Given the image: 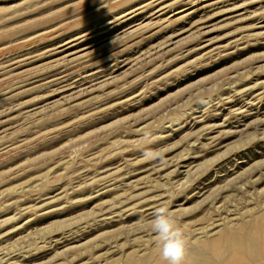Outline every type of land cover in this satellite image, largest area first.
<instances>
[{
    "label": "rangeland",
    "instance_id": "obj_1",
    "mask_svg": "<svg viewBox=\"0 0 264 264\" xmlns=\"http://www.w3.org/2000/svg\"><path fill=\"white\" fill-rule=\"evenodd\" d=\"M151 1L0 0V264H155L159 208L186 254L232 264L204 241L246 224L257 244L234 264H264V0H165L159 17ZM115 65L76 95L54 80Z\"/></svg>",
    "mask_w": 264,
    "mask_h": 264
},
{
    "label": "bare ground",
    "instance_id": "obj_2",
    "mask_svg": "<svg viewBox=\"0 0 264 264\" xmlns=\"http://www.w3.org/2000/svg\"><path fill=\"white\" fill-rule=\"evenodd\" d=\"M163 1H165V0H152L149 4H148V6H153L154 8H157L156 9V11L157 12H155V13H157V16L159 17V16H161L162 14H163V10H164V8L167 6L166 5V3H165V5H164V2ZM187 1H189V2H192V5H193V2L194 1H192V0H187ZM205 1H207V0H205ZM221 1V0H220ZM219 1V2H220ZM223 1V0H222ZM186 2V1H185ZM209 5H214L213 3H209V4H204V7H206V6H209ZM147 6V7H148ZM203 6V5H202ZM139 8H141V7H139ZM146 8V7H145ZM182 11V10H181ZM155 13H153V14H155ZM134 15V14H133ZM155 16V15H154ZM157 16H155V17H157ZM153 19V18H152ZM148 21H150V20H148ZM150 22H152V21H150ZM146 23H149V22H147L146 21ZM146 23H144V19L142 20V21H140V23H138V24H129L130 26L129 27H127V29H125L124 31H123V33H121V34H119L118 32V34L117 35H113L114 34V32L111 30V29H107L106 31L104 30V31H101V32H99V33H97L95 36H97V41H95V42H97V43H95L94 44V48H92V49H90V51L88 50V51H85V52H83V53H81L80 55H78V54H76L77 52H73V51H68L69 50V48L68 47H71V46H73V45H75L76 43L74 42V41H76V40H78V39H74V40H70V41H68L67 42V44H66V42H65V44H66V46H64L63 47V49H64V51L61 53L62 55H61V57L58 59V60H60L61 61V63H63V62H74V61H76L77 62V59L79 58V57H83V58H85V59H87L92 53H94V52H96L97 50H100L101 49V47H104V46H106V45H108V44H110L111 42H113L114 40H117V39H120V38H122L121 36H126V35H133V33L135 34V32H139L138 30L139 29H141L142 30V28H144V25L146 24ZM153 23V22H152ZM199 24V23H198ZM150 25V24H149ZM113 26V25H112ZM146 26H148V25H146ZM145 26V27H146ZM204 26V25H203ZM199 27H201V26H198V29H199ZM193 28V27H192ZM202 29V28H201ZM194 30H196V29H194ZM191 31L194 33V31L191 29ZM197 31V30H196ZM122 32V31H121ZM190 32V31H189ZM198 32V31H197ZM196 33V32H195ZM194 33V34H195ZM199 33V32H198ZM197 33V34H198ZM200 34V33H199ZM198 34V35H199ZM131 35V36H132ZM193 35V34H192ZM203 35V34H202ZM94 37V36H93ZM77 38H79V37H77ZM96 39V38H95ZM174 39L173 38H170V40H169V44L170 43H174L175 41H173ZM177 40V39H176ZM181 41V40H180ZM77 42V41H76ZM81 42V41H80ZM165 43V42H164ZM166 43H168V41H166ZM93 44V43H92ZM204 44V43H203ZM159 46V45H158ZM161 46V48H162V45H160ZM165 46V45H164ZM207 46V44H204L202 47H206ZM108 47V46H107ZM168 47V46H167ZM173 47H175L174 46V44H173ZM158 48H160V47H158ZM171 48H172V46H171ZM106 49V48H105ZM86 50V49H85ZM158 50V49H157ZM62 51V50H61ZM66 51H68V52H66ZM81 51V50H80ZM116 54H118L117 52H115ZM120 55V54H119ZM118 55V56H119ZM92 56V55H91ZM111 56V55H110ZM113 56V55H112ZM111 56V57H112ZM140 56V55H139ZM87 57V58H86ZM82 58V59H83ZM120 58V57H119ZM119 58H117V59H119ZM132 58H134V57H132ZM80 59V58H79ZM78 59V61H80V60H82V59H80L79 60ZM110 59V58H109ZM123 59V58H122ZM121 59V60H122ZM124 59H125V57H124ZM140 59V58H139ZM111 60H112V58H111ZM120 60V59H119ZM119 60H117V61H119ZM137 60V61H136ZM136 60L135 59H133V63H135V61L138 63L139 61H138V59L136 58ZM107 62V61H106ZM122 62V61H121ZM125 62V63H124ZM124 64H122V65H124L123 67H126L127 65H129L131 62L129 61V58H127V59H125L124 60ZM69 64V63H68ZM113 64H115V63H113ZM116 64H117V62H116ZM121 65V66H122ZM132 65V64H131ZM120 66V65H119ZM119 66H117V65H115V68L114 69H111V68H103V70L102 71H100V72H98V71H91V72H89V73H85L86 75L85 76H82V79L81 80H76V81H73V82H67L68 81V79H66V76H63V77H60V78H56V79H54L56 82H58V84H59V88H60V90H61V92H65V93H69V95H76V94H79V93H81V92H87V91H89V89H91V88H94L93 87V84H96V83H100V87H102V86H104L103 85V83H107V84H109V79L110 78H114V79H111V80H115V76H114V73H115V71H117L116 69L117 68H119ZM130 66V65H129ZM135 67V66H134ZM113 68V67H112ZM128 68V67H127ZM133 69V66L131 67V69L130 70H128V71H131ZM120 70V69H119ZM123 70H125V69H123ZM125 71H127V70H125ZM87 72V71H86ZM69 76V75H68ZM75 76V75H74ZM56 77V76H55ZM57 77H59V76H57ZM70 78V77H69ZM75 78V77H74ZM72 80V79H71ZM70 80V81H71ZM109 81V82H108ZM53 82V81H52ZM64 82H67V83H64ZM113 82V81H112ZM56 84V83H55ZM55 84H53V85H55ZM102 84V85H101ZM111 84V83H110ZM57 85V84H56ZM55 85V86H56ZM92 85V86H91ZM98 85V84H97ZM91 86V87H90ZM94 86H96V85H94ZM57 87V86H56ZM88 87H90L89 89H88ZM97 87V86H96ZM95 87V88H96ZM94 88V89H95ZM98 88H99V86H98ZM97 89V88H96ZM63 95H64V93H63ZM65 96V95H64ZM66 97V96H65ZM74 97V96H73ZM70 98H72L71 96H70ZM241 101V100H240ZM239 102V101H238ZM247 103V102H246ZM249 103H251V102H249ZM241 104V103H240ZM252 104H253V102H252ZM254 105H255V103H254ZM240 106V105H239ZM238 106V107H239ZM251 106V105H250ZM241 107V106H240ZM247 107V106H246ZM249 107V106H248ZM237 108V107H236ZM245 108V107H244ZM242 109V108H241ZM248 109V108H247ZM236 110V109H235ZM243 110V109H242ZM249 110V109H248ZM239 113H240V111H239V109L237 110ZM247 112V111H246ZM237 113V112H236ZM252 113V112H251ZM243 115V114H242ZM200 116V115H199ZM245 116V115H244ZM248 116V115H247ZM196 117V116H195ZM195 117H193V118H195ZM263 121H264V119H263ZM261 123V122H260ZM259 123V124H260ZM248 124V123H247ZM263 124V123H262ZM261 124V125H262ZM239 125V124H238ZM246 125V124H245ZM211 128V127H210ZM213 129V128H212ZM231 131H233V130H231ZM235 131V130H234ZM208 132V131H207ZM236 133V132H235ZM230 134H232V133H230ZM181 160V159H180ZM244 163V162H243ZM189 164V163H188ZM187 164V165H188ZM179 166V165H178ZM186 166V165H185ZM189 166V165H188ZM188 166H187V169H189L188 168ZM178 168V167H177ZM235 169V168H234ZM190 170V169H189ZM153 171H155V170H153ZM178 171V170H177ZM176 171V172H177ZM180 171V170H179ZM186 171V170H185ZM187 172H189V171H186V174H189V173H187ZM232 172H234V171H232L231 170V173ZM154 173V172H153ZM157 173V172H156ZM179 173V172H178ZM224 173V172H223ZM152 174V173H151ZM181 174V173H180ZM179 175V174H178ZM185 175V174H184ZM226 175V174H225ZM187 175H185V177H186ZM250 176V175H249ZM184 177V178H185ZM181 178V177H180ZM183 178V177H182ZM227 178H228V176H227ZM179 180V179H178ZM222 180H224V179H222ZM228 180V179H227ZM226 179L224 180V181H227ZM249 180H253V179H249ZM182 181H184V180H182ZM253 181H255V180H253ZM262 181V180H261ZM111 182H112V180H111ZM132 182V181H131ZM134 182V181H133ZM112 184V183H111ZM125 184V183H124ZM110 184H108V186H109ZM126 185V184H125ZM107 186V185H106ZM112 186V185H111ZM198 187V186H197ZM203 188V187H202ZM224 188H226V187H224ZM200 189V188H199ZM206 189V188H205ZM114 190V189H113ZM209 190V189H208ZM207 190V191H208ZM204 193V192H203ZM205 194V193H204ZM208 197V196H207ZM224 197V196H223ZM154 198V197H153ZM221 198V197H220ZM158 200V199H157ZM156 200V201H157ZM148 202H149V200H147ZM151 201V200H150ZM152 201H155V199L154 200H152ZM216 201H219V200H216ZM158 202H160V201H158ZM186 202V201H185ZM211 202V201H210ZM209 202V203H210ZM222 203H223V200H222ZM154 204V203H153ZM159 204V203H158ZM212 204V203H211ZM213 204H216V203H213ZM219 204V203H218ZM215 205L214 207H216V206H219V205H221V207H222V204H221V201H220V204L219 205ZM224 205H226L225 203H223ZM157 206V204H154V205H152V206ZM144 206H145V204H144ZM156 206H155V208H156ZM227 206V205H226ZM229 206V205H228ZM146 207H148V206H146ZM145 207V208H146ZM150 207V206H149ZM111 208V207H110ZM151 208V207H150ZM223 208V207H222ZM109 209V208H108ZM107 209V210H108ZM113 209V208H112ZM147 209H149V208H147ZM228 209H230V208H228ZM232 209V208H231ZM114 210V209H113ZM155 210H157V209H155ZM227 210V209H226ZM234 210V209H233ZM233 210H232V212H233ZM106 211V210H105ZM109 211H111V209L109 210ZM215 211H216V208H215ZM218 211V210H217ZM220 211V210H219ZM222 211V210H221ZM229 211H231V210H229ZM235 211V210H234ZM140 212V211H139ZM142 212V211H141ZM228 212V211H227ZM107 213V212H106ZM142 213H144V212H142ZM150 213V212H149ZM148 213V214H149ZM155 213V212H154ZM217 213V212H216ZM222 213H223V211H222ZM108 214H109V212H108ZM113 214V213H112ZM115 214V213H114ZM225 213H223L222 215H224ZM153 215V214H152ZM226 215H229V213L228 214H226ZM234 215V214H233ZM221 217V216H220ZM225 217V216H224ZM216 218H217V216H216ZM223 220V219H222ZM222 220H220V221H222ZM225 220V219H224ZM228 221V220H227ZM254 221L255 222H257L258 221V223H257V230H259L260 228H261V224L264 222V217L262 218V219H259V220H255V218H254ZM233 222V221H232ZM231 222V223H232ZM251 222H253V221H251ZM254 222V223H255ZM216 223V222H215ZM227 223V222H226ZM214 224V223H213ZM212 224V225H213ZM250 224V223H249ZM215 225V224H214ZM213 225V226H214ZM216 225H217V223H216ZM222 225V224H221ZM213 226H210V227H213ZM218 226V225H217ZM251 226H253V225H251ZM255 226V225H254ZM206 227H208V226H206ZM204 228L205 229V231L207 230V228ZM256 227V226H255ZM217 228V227H216ZM203 229V228H202ZM208 229H209V227H208ZM252 228H250V226L249 225H246V224H244L242 227H240L239 226V228H234V227H231V225H229V226H227L219 235H217V237H215V238H212V239H208V241L206 240V241H204L205 242V244L207 245V246H214V245H216L217 246V248L218 249H220L221 247H222V249L224 248V250H226V251H228V250H230L231 251V253H232V255H234V257L236 258L237 256L239 257V255H242V254H245L246 253V251H247V249L251 246L252 247V245L253 246H255V244H257L256 243V241H257V239H256V237H255V235H253V233H255L253 230H251ZM215 230V229H214ZM222 230V229H221ZM198 230H196V232H197ZM211 231V230H210ZM195 232V233H196ZM207 232V231H206ZM212 232V231H211ZM214 232V231H213ZM213 232H212V234H213ZM219 232V231H218ZM217 232V233H218ZM197 233H199V231L197 232ZM215 233H216V231H215ZM196 235H198V234H196ZM209 236L208 237H210V235L211 234H208ZM214 235V234H213ZM212 236V235H211ZM261 236V235H260ZM63 239H65V238H63ZM67 239V238H66ZM259 239V238H258ZM61 241V240H60ZM67 242V241H66ZM204 242L202 243V245L204 244ZM204 244V245H205ZM200 247L201 246H199V249H200ZM206 247V246H205ZM207 248H209V247H207ZM213 248V247H212ZM215 248V247H214ZM193 249H195V248H193ZM193 249H189L190 251L192 250V251H194ZM197 249V248H196ZM199 249H197V250H199ZM210 249V248H209ZM217 249V251H222V250H218ZM202 250V249H201ZM210 250H212V249H210ZM216 250V249H215ZM214 250V251H215ZM191 251V254H186L185 255V258H184V261H183V264H207V261L203 258L204 256H205V254L203 253L204 251H202V252H200V253H203L204 255H200V253L199 254H194V256H192L193 254V252ZM195 253H196V251H194ZM209 253H210V251H208ZM206 253V252H205ZM216 253V252H215ZM219 253V252H218ZM226 253V252H225ZM231 253L229 254L230 256H231ZM159 254H160V260H157L156 261V263L155 264H168V262L167 261H165L164 259H163V257H162V248H160V251H159ZM221 254H223V252H221ZM219 255V254H218ZM232 257V256H231ZM233 257V258H234ZM250 257V259L252 260V261H256V260H258V259H260V257H258V256H253V255H251V256H249ZM233 259V260H235L236 262H237V260L236 259ZM246 258V257H245ZM244 257H243V260L242 261H240L241 263H243L244 261H246V259H245ZM245 259V260H244ZM248 259V258H247ZM233 260H231L230 259V261H232L233 262ZM239 260H241V258L239 259ZM234 261V262H235ZM148 262V260H146L145 261V264ZM234 262L232 263V264H234ZM239 261H238V263H240ZM3 264V263H2ZM237 264V263H236ZM246 264H248V263H246Z\"/></svg>",
    "mask_w": 264,
    "mask_h": 264
},
{
    "label": "clouds",
    "instance_id": "obj_3",
    "mask_svg": "<svg viewBox=\"0 0 264 264\" xmlns=\"http://www.w3.org/2000/svg\"><path fill=\"white\" fill-rule=\"evenodd\" d=\"M146 156L152 155L145 153ZM152 231L162 242V257L168 264H183L186 255V239L171 213L159 208L151 221Z\"/></svg>",
    "mask_w": 264,
    "mask_h": 264
}]
</instances>
